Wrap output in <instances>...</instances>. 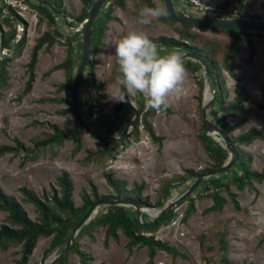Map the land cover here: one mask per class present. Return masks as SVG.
Masks as SVG:
<instances>
[{
  "label": "rangeland",
  "instance_id": "1",
  "mask_svg": "<svg viewBox=\"0 0 264 264\" xmlns=\"http://www.w3.org/2000/svg\"><path fill=\"white\" fill-rule=\"evenodd\" d=\"M171 1L175 4V0ZM222 1L214 0L212 3ZM261 1L263 0H244L243 4L246 3L248 9L245 12L249 13L248 11H250L252 13L250 15H259L262 10ZM30 2L35 4V0H30ZM61 2L64 9L70 14V18L79 15L83 8V3L80 0H61ZM155 2L163 6L160 0H155ZM236 2L237 0H231L229 7H233ZM4 3L16 9V13L20 17V21L16 23V35L17 38L23 35L25 44L19 54L11 55V59L7 64L8 87L0 90V144L12 145L14 138H17L25 146H29L32 138L45 129L41 125H32L35 120L55 123L61 128H67L75 124L72 114L62 115L59 113V110L66 106L65 103L39 102V99L42 98L70 97L71 90L69 88L58 90L59 85L66 81L62 70H54L45 75L47 70L65 58V44L56 42L49 47L43 45L38 50L34 69V82L29 92L22 94L28 78L26 63L30 51L36 38L46 31L47 26L44 22H37V11L31 4L22 0ZM105 5H107V2ZM105 5H103L100 12L106 10ZM173 7L176 13H182L179 7L176 5H173ZM5 9L3 13L7 11ZM112 14L116 20L108 22V29L103 37L105 45L94 56L97 60L94 79L100 85V96L97 103L101 108L114 109L119 104L122 106L120 110L123 111L124 117L119 122L117 131H113V135H119V128L122 130L124 124L130 121V116L133 113L125 102H113L108 95V91H112V84L115 81H113L111 75L117 71L114 56L115 41L132 30H143L148 37L158 35L177 37V35L171 24L158 19L153 20L148 26L138 24L139 10L136 8L135 0H126L125 8H115ZM190 15L196 16L197 13L191 10ZM219 17L234 18L235 16L221 14ZM70 18L67 19L70 20ZM56 26L62 37L65 38L68 30L75 31L80 27V24L68 27L63 24L61 19H57ZM2 28L8 30L4 23ZM77 33H79L77 37V41H79L81 40L82 31ZM260 33H264V31H260ZM243 42V40L239 42V49L231 60L235 67V76L231 77L225 71L222 73L226 89L225 99L232 98L235 91L241 87H244L248 94V98L243 104L244 111L227 117V121L231 124L241 121V124L234 129V134L244 132L250 127L259 128L264 125V110L256 105L262 103L264 99V41H256L255 39L256 54L251 62L247 61L248 51ZM157 47L161 53L172 50L184 52L171 46ZM10 53L9 50L6 54L1 52L3 56H9ZM73 59L77 63L80 58L75 54ZM87 72L85 67L78 95L80 102L84 96L82 89L90 80ZM116 74L118 75V71ZM197 76L203 81L201 91L197 83V77L187 71L183 95L168 98V106L171 112L156 111L153 116L148 118L155 134L163 137L161 146L153 142L140 125L138 139L134 140V137H132L133 140H130L129 146L125 148L119 144V153L115 159L107 161L105 166L95 163L84 165L82 163V159L86 154L84 149H97L102 145L95 138L81 130L82 145L80 151L75 154L71 153L73 137L70 136L61 147L56 148V154L53 157L48 152L45 157H39L35 161H26L21 164L20 155L6 153L0 156V189L5 194L14 196L26 210L28 216L35 219L37 218V211L33 204L24 202V196L20 191L21 187L33 190L40 197L44 194L50 195L52 188L59 191L56 178L65 171L72 181V199L75 206H78L82 203L81 190L86 189L89 191L91 184L96 186L100 194L113 193L104 177L105 173L111 172L113 177L125 180L127 188L132 187L134 184H142L141 195L148 196L149 201L153 203L162 183L183 175L186 168L199 170L211 163L198 137L201 125V107L199 108L198 96L201 92V98L203 99L205 94L210 91V87L202 68L198 71ZM106 99L107 101H105ZM102 100H104V104ZM217 107L218 105L215 103L214 109H217ZM83 114L88 124L94 126L93 120L85 113ZM208 118L214 122L209 111ZM103 121L106 123V118ZM97 131L103 132L104 130L97 128ZM109 135L112 136V134ZM128 137H130V134ZM215 140L223 145L220 139ZM241 148L251 154V169L260 171L264 167V141L256 139L249 145L241 146ZM227 175H230V172ZM216 176L219 177L220 175L217 174ZM192 183L193 180H187L179 183V185L172 184L168 194L164 197V205L179 196ZM210 185L209 181L204 182L203 180L195 188L192 196L194 197L197 193L205 191V189H210ZM230 191L235 192L237 195L238 210L227 198L220 212H205V208L212 204V199L194 197L195 209L186 219H183V209L186 208L187 202L184 201L179 204V201L174 207L175 216L172 221L167 225L160 226L155 232V236L166 241L169 245L175 246L186 257H173L164 251H157L153 264H223L220 261L221 252L217 251L218 238L220 237L226 242V255L232 263L264 264V242L261 241L264 236V182H253L252 187L245 186L242 189L231 185ZM222 195L227 196L225 192ZM105 207L103 205L99 206L96 214L100 211L104 212ZM147 208L159 209L155 206ZM148 211L152 214L156 212L153 209H148ZM6 215L7 212L0 210V223L4 221ZM142 215L144 219L153 218L145 210ZM117 233L118 240L110 238L107 246H105L103 244L104 228L96 227L92 230L91 235L93 238L85 234L78 239V243L80 248L89 254L92 264H145L148 258L146 247L134 246L131 251H128L126 247L127 238L121 230H118ZM49 240V237H39L37 239L26 264H44L48 259H52L53 256L59 253L58 248H54L45 255ZM209 245L213 247L212 250L208 249ZM18 249L19 246H11L6 251H0V264H12L14 259L19 256ZM205 257L206 263L204 262ZM67 262L68 264H80L79 258L75 254L70 255Z\"/></svg>",
  "mask_w": 264,
  "mask_h": 264
},
{
  "label": "trees",
  "instance_id": "2",
  "mask_svg": "<svg viewBox=\"0 0 264 264\" xmlns=\"http://www.w3.org/2000/svg\"><path fill=\"white\" fill-rule=\"evenodd\" d=\"M22 1L31 4L37 11V22H44L47 26L46 31L36 38L30 51L29 59L26 63L28 78L22 94L29 92L34 82V69L37 62L38 50L43 45L49 47L56 42H63L65 44L66 55L60 63L57 62V64L47 70L45 75L50 74L54 70H62L65 74L66 81L59 85L58 90L61 88H69L71 90L75 69L79 62L78 60L76 63L73 58L75 54L80 58L82 37L80 36L81 40L77 41L79 33L72 34L71 31L68 30L66 37L63 38L61 32L57 29L56 20L61 19L63 24L68 27H74L77 24H81L88 9L95 0H80L83 3V8L79 15L72 18H70V14L62 6L61 0H35V4L31 3L30 0ZM243 1L244 0H237L236 4L231 8L229 7L230 0H223L220 3L214 4L221 7L227 16L234 15L235 17L264 18L263 1H261L262 10L259 15H250L243 11ZM106 2L107 5L104 6L106 10L98 13L90 30V55L86 64V69L88 71L87 74L92 84L98 90L100 89V85L97 84L94 79L95 64L97 63L94 56L98 50L105 45L103 37L105 31L108 29V22L116 20L115 16L112 14L113 10L115 8L124 9L126 0H106ZM135 5L136 8L140 10L146 5L154 7L158 4L155 0H135ZM4 9L7 10L6 13H3ZM177 14L179 16L184 15L183 12ZM67 18H70V20ZM158 20L171 24L174 27L177 37L164 35L149 37L157 46H171L172 48L180 49L182 51H190L200 57L207 65L216 88V96L209 107V114L213 116L214 123L225 133L237 155L236 162L226 171L219 173V177L213 175L204 180V182L209 181L211 184L210 189H205V191L197 193L194 197L199 199L208 197L212 199V204L205 208V212H220L226 203L227 198L230 199L234 208L238 210L239 204L236 199L237 195L235 192L230 191V186L235 185L238 189H242L245 186L252 187L253 182H264V167L260 171L251 169V154L245 152L241 148V146L249 145L256 139L264 141V125L259 128L250 127L246 131L238 134L233 133L234 129L241 124V121L231 124L227 121V117L244 111L243 104L245 100H247L246 98H248V94L245 88L241 87L235 91L232 98L229 100L225 99L226 95H224V93H226V89L224 87L222 73L225 71L229 76H235V67L231 63V60L235 57L239 49V42L242 40L248 51L247 61L251 62L256 54L255 39L256 41H264V33L254 30L189 26L172 21L167 15ZM18 21H20V17L17 15L16 9L11 5H6L4 0H0V50L1 48H5L11 52L9 56H3L0 53V90L8 87L7 64L11 59V55L19 54L22 46L25 44V37L21 35L17 38L16 35V23ZM3 23L6 24L8 30L2 28ZM184 63L187 71L197 77V83L201 91L203 88V81L197 76L198 71L201 69L200 63L193 59H184ZM116 73L111 75L113 81L116 78ZM207 81L210 85L209 80ZM138 96L139 95L130 96L140 112L139 118L130 132V137L112 143L97 140L102 147L97 149H84L86 153L82 159L84 165L95 163L105 166L107 161L115 159L119 153V144L125 148L129 146L130 140H133L132 137H134V140L138 139L137 136L139 135L140 125L150 139L161 146L163 137L155 134L152 125L148 120V118L153 116L156 111L145 109L142 97ZM198 99L200 108L202 102L201 92ZM47 101L65 103L66 106L60 109L59 113L62 115L72 114L74 117L71 94L69 98L39 99V102ZM215 103L218 105L217 109H214ZM256 105L264 110V99L262 103H257ZM81 106L82 104L78 100V107L80 110ZM121 108L122 106L119 104L116 108L112 109V113L115 114ZM162 111L170 113L171 109L168 106L166 109H162ZM132 115L133 114H131L130 119ZM103 118H106L105 114L103 115ZM74 120L75 124L67 128H61L55 123L35 120L32 122V125H41L45 129L32 138L31 144L25 146L17 138H14V143L12 145L0 144V156L6 153L20 155L21 164L26 161H35L39 157H45L48 152H50V156L53 157L54 154H56V148L61 147L64 141L70 136L73 137V148L71 153L75 154L81 149L82 127L76 121L75 117ZM92 127L94 128V126ZM113 131V128H108L107 130H104V133L113 135ZM198 137L203 144L211 163H209L207 167L199 170L186 168L183 175L162 183L158 189L156 200L153 203L149 201L148 196L141 195L142 184H134L132 187L127 188L126 181L113 177L111 172L105 173L104 177L107 184L112 188L113 193L100 194L97 191L96 186L91 184L89 191L86 189L81 190L80 197L82 203L78 206H75L72 199L73 185L68 173L65 171L56 178L59 191L52 188L50 195L44 194L40 197L33 190L21 187L20 191L24 196V202L33 204L37 211V218L35 219L28 216L26 210L14 196L7 195L0 189V210L7 212L4 221L0 223V251H6L11 246H19V249L17 250L19 256L17 259H14L12 264H26L36 245L37 239L39 237H49V246L45 251V255L54 248H58L59 252H61L70 233L88 207L95 201L104 198L123 197L138 201L147 207H163L165 204L164 197L168 194L172 184L179 185V183L186 182L187 180L194 181L199 174L206 173L213 168L219 167L228 159V151L226 148L219 144L210 134L203 131L202 125L199 127ZM228 172H230V175H227ZM194 190L179 202V204L184 201L187 202L186 208L183 209V219H186L195 209L193 204L194 197L192 196ZM223 192L226 193V197L222 195ZM174 216L175 212L174 208H172L155 220L154 218L144 219L142 215V221L144 223L139 224L134 209L120 205L106 206L104 212L100 211L80 228L72 244L69 246L67 253L61 259L55 261L54 264H68V258L72 254L78 256L80 264H92L89 254L80 248L78 239L85 234L93 238L91 235L92 230L96 227L104 228L103 244L105 246H107L110 238L118 240L117 231L121 230L123 235L127 238L126 247L128 251H131L134 246L146 247L148 258L145 264H153V259L157 251H164L173 257L179 256L185 258L186 255L175 246L169 245L166 241L155 236V232L160 226L169 224ZM261 241L264 242V236L261 238ZM217 245V251L221 252V263L234 264L226 255L225 240L221 237L218 238ZM208 249L212 250L213 247L209 245ZM204 262L206 263V257L204 258Z\"/></svg>",
  "mask_w": 264,
  "mask_h": 264
},
{
  "label": "water",
  "instance_id": "3",
  "mask_svg": "<svg viewBox=\"0 0 264 264\" xmlns=\"http://www.w3.org/2000/svg\"><path fill=\"white\" fill-rule=\"evenodd\" d=\"M163 6L167 12V17L175 22L182 23L189 26H202V27H212V28H223V29H237V30H254V31H264V18H252V17H234V18H204V17H195V16H179L173 7L171 0H162ZM106 4V0H95L94 3L88 9L83 21L80 24V27L75 31H70L72 34H75L79 31H82V47H81V55L80 59L75 71V75L73 78L72 86H71V100H72V108L73 113L76 121L81 125L82 130L86 132L88 135L92 136L96 140H100L102 142H114L120 141L128 137L131 130L133 129L136 121L139 118L140 112L138 107L132 101L131 97L129 96L128 101L125 103L131 109L133 116L130 121L125 125L123 130L119 135H109V134H102L94 129L92 126L88 124L85 120L83 114L81 113L78 107V95H79V86L82 79V76L85 71V67L90 55V30L94 20L96 19L98 13L102 9L103 5ZM184 59H193L198 61L201 65L203 70L204 76H206L207 80L210 82V91L207 92L202 99L201 102V125L203 131L207 134L210 132L216 133L223 143V146L228 151V159L219 167L213 168L206 173L199 174L193 183L189 185V187L183 191L179 196L170 200L166 205L157 209V208H147L142 203L128 199L123 197H108L92 203L78 223L73 228L72 232L68 240L66 241L64 248L61 252L57 255L53 256L52 259H48L44 264H54L55 261L61 259L68 251L69 246L72 244L75 236L79 232L80 228L86 224L97 212V208L99 206H110V205H120V206H130L134 209L136 213V217L139 224H143L142 221V212L145 210L149 215H151L154 220L159 216L165 214L170 209L174 208L177 203L183 199L186 195L191 193L203 180L207 179L210 176L217 175L229 169L237 160V155L234 148L231 146L230 141L226 137L225 133L222 129L212 122L208 118V111L209 107L212 104L214 97L216 96V88L214 85V80L212 79L209 69L205 62L194 53L190 51L182 52ZM148 209L156 210L154 214H152Z\"/></svg>",
  "mask_w": 264,
  "mask_h": 264
},
{
  "label": "clouds",
  "instance_id": "4",
  "mask_svg": "<svg viewBox=\"0 0 264 264\" xmlns=\"http://www.w3.org/2000/svg\"><path fill=\"white\" fill-rule=\"evenodd\" d=\"M167 15L161 5L144 6L137 23L150 25ZM118 75L108 95L113 102H126L129 96L140 95L147 110L161 111L168 107V98L183 95L187 68L179 50L161 53L143 30L128 31L114 44Z\"/></svg>",
  "mask_w": 264,
  "mask_h": 264
},
{
  "label": "built area",
  "instance_id": "5",
  "mask_svg": "<svg viewBox=\"0 0 264 264\" xmlns=\"http://www.w3.org/2000/svg\"><path fill=\"white\" fill-rule=\"evenodd\" d=\"M14 1L19 0H4L6 3H12ZM180 8V10L184 13V15L191 16V10L194 13H197L195 17H204V18H225L219 17L221 14H224V11L221 7L210 1H202V0H175V4ZM8 50L5 48H1L0 53L6 54ZM86 83L83 87V98L81 99V113H85L88 115L94 124V128H100L106 130L108 128H113L114 132L117 131L119 122L122 120L124 116L123 111L119 110L115 114L112 113V109H103L98 105L97 101L100 96V90H98L91 82ZM80 89V86H79ZM138 97H141L140 95ZM132 99V98H131ZM106 115V123L103 121V115ZM84 116V114H83ZM100 133H104L100 132ZM105 134V133H104Z\"/></svg>",
  "mask_w": 264,
  "mask_h": 264
},
{
  "label": "crops",
  "instance_id": "6",
  "mask_svg": "<svg viewBox=\"0 0 264 264\" xmlns=\"http://www.w3.org/2000/svg\"><path fill=\"white\" fill-rule=\"evenodd\" d=\"M206 1H210V0H206ZM212 1H214V0H212ZM212 1H210V2H212ZM248 1V0H247ZM162 2V1H161ZM230 2H231V0H230ZM244 2V1H243ZM263 2H264V0H263ZM162 5H163V3H161ZM231 4V3H230ZM164 7V6H163ZM246 10H248L247 9V6H246V3H244L243 4V11H246ZM249 12V14H252V13H250V11H248ZM101 92H103V91H101ZM104 100H102V103L104 104V102H103ZM105 101H107V99L105 100ZM109 109V108H108ZM124 117V116H123ZM123 119V118H122ZM126 124V123H125ZM125 124H124V126H123V128L125 127ZM123 128H122V130H123ZM120 128H119V133H121V131H122Z\"/></svg>",
  "mask_w": 264,
  "mask_h": 264
},
{
  "label": "bare ground",
  "instance_id": "7",
  "mask_svg": "<svg viewBox=\"0 0 264 264\" xmlns=\"http://www.w3.org/2000/svg\"><path fill=\"white\" fill-rule=\"evenodd\" d=\"M213 138L219 139L218 135L216 133L210 132L209 133Z\"/></svg>",
  "mask_w": 264,
  "mask_h": 264
}]
</instances>
